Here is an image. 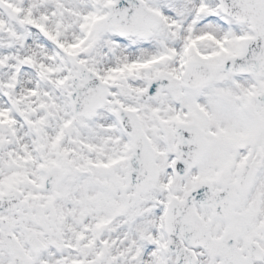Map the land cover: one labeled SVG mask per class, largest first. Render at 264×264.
<instances>
[{
    "label": "snow or ice",
    "instance_id": "1",
    "mask_svg": "<svg viewBox=\"0 0 264 264\" xmlns=\"http://www.w3.org/2000/svg\"><path fill=\"white\" fill-rule=\"evenodd\" d=\"M0 264H264V0H0Z\"/></svg>",
    "mask_w": 264,
    "mask_h": 264
}]
</instances>
